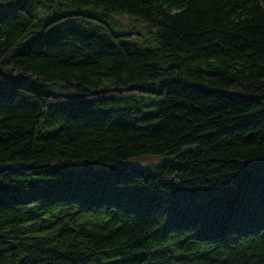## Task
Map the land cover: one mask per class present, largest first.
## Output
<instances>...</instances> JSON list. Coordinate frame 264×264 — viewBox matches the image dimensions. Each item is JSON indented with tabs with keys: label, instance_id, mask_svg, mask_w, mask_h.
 Returning <instances> with one entry per match:
<instances>
[{
	"label": "trees",
	"instance_id": "trees-1",
	"mask_svg": "<svg viewBox=\"0 0 264 264\" xmlns=\"http://www.w3.org/2000/svg\"><path fill=\"white\" fill-rule=\"evenodd\" d=\"M0 264H264V0H0Z\"/></svg>",
	"mask_w": 264,
	"mask_h": 264
},
{
	"label": "rangeland",
	"instance_id": "rangeland-1",
	"mask_svg": "<svg viewBox=\"0 0 264 264\" xmlns=\"http://www.w3.org/2000/svg\"><path fill=\"white\" fill-rule=\"evenodd\" d=\"M115 19L121 24V26L129 27L130 25H137L138 26L137 28H140L141 30L144 29V24L136 23L135 21L124 18L122 16H115ZM158 161H160V158L158 157H142V158L134 159L130 161V163L134 165H146Z\"/></svg>",
	"mask_w": 264,
	"mask_h": 264
}]
</instances>
